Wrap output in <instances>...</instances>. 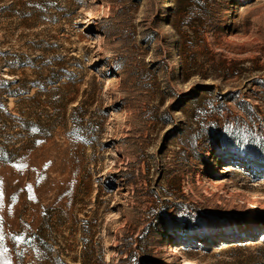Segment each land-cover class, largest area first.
Returning a JSON list of instances; mask_svg holds the SVG:
<instances>
[{
  "label": "rangeland",
  "instance_id": "obj_1",
  "mask_svg": "<svg viewBox=\"0 0 264 264\" xmlns=\"http://www.w3.org/2000/svg\"><path fill=\"white\" fill-rule=\"evenodd\" d=\"M184 259L264 264V0H0V264Z\"/></svg>",
  "mask_w": 264,
  "mask_h": 264
},
{
  "label": "bare ground",
  "instance_id": "obj_2",
  "mask_svg": "<svg viewBox=\"0 0 264 264\" xmlns=\"http://www.w3.org/2000/svg\"><path fill=\"white\" fill-rule=\"evenodd\" d=\"M174 252H178V249L175 248V249H174ZM107 261H109V259H107ZM183 263H184V264H191V260H189V259H184Z\"/></svg>",
  "mask_w": 264,
  "mask_h": 264
}]
</instances>
